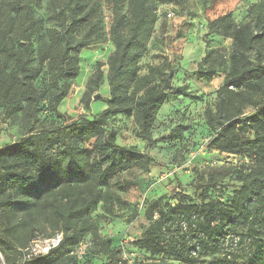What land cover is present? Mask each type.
Instances as JSON below:
<instances>
[{"label":"rangeland","instance_id":"rangeland-1","mask_svg":"<svg viewBox=\"0 0 264 264\" xmlns=\"http://www.w3.org/2000/svg\"><path fill=\"white\" fill-rule=\"evenodd\" d=\"M13 1L0 0V27L9 41L14 40L15 50L24 55L23 60L31 70L27 73L39 70L34 84L42 98L52 93L57 75V70L49 68V60L43 67L38 66L50 56L51 46L69 50V59L76 61L78 74L70 81L68 95L56 107L58 112L48 105L47 98L33 108L32 116L28 109L9 115L0 106V149L18 142L30 131L38 133L99 119L98 124L106 134L116 132L119 146L142 156L111 172L101 188L109 196L87 213L85 227L80 222L68 231L69 240L52 258L30 261L20 254L21 249L28 252L35 241H43L57 231H62L64 238L67 236L66 230L53 219L47 221L45 207L37 202L44 187L29 196L15 195L11 206H0V264L173 262L170 254L155 255L135 245L151 218L156 217L151 203L155 201L160 207L174 205L182 193L200 204L201 186L212 198L229 201L240 185L236 169L248 163L240 154L210 146L215 128L209 126L208 120L210 116L214 117V124L220 120L219 89L233 52L232 38L213 32L211 22L230 15L238 25L251 23L256 28L263 27L264 0H154L158 19L140 60L139 75L154 70L153 77L158 79L159 71L172 72V85L185 86L192 93L190 98L168 96L153 122L154 141L138 136L132 114L110 113L106 103L110 97L109 60L114 51L110 40L112 0H21L17 5L19 12ZM120 8L122 13L127 12L126 0ZM65 30L71 34L61 40V34L57 33ZM5 59L0 54V69ZM99 62L104 75L96 87L94 77ZM8 71L16 73L12 62ZM91 79L89 93L93 94L85 98ZM131 92L134 98L143 95L142 83L136 81ZM255 98L264 101V93ZM253 112L251 106L244 109L246 115ZM92 142L86 144L90 149ZM109 157L94 152L92 171L102 173ZM222 257L202 256L196 264H213Z\"/></svg>","mask_w":264,"mask_h":264},{"label":"trees","instance_id":"trees-1","mask_svg":"<svg viewBox=\"0 0 264 264\" xmlns=\"http://www.w3.org/2000/svg\"><path fill=\"white\" fill-rule=\"evenodd\" d=\"M122 1L112 0L110 40L114 51L109 60L110 97L106 103L110 113L132 114L138 136L154 141L153 122L168 96L190 98L192 93L185 86L172 85V72L161 70L158 79L153 77L154 70L139 75L140 60L154 32L158 11L154 0H126L127 12L122 13ZM12 3L19 12L17 5L21 0ZM211 24L217 35L232 38L233 52L230 68L219 89L220 120L218 124H214L213 116L208 120L209 126L215 128L210 146L240 154L248 163L236 169L240 185L229 201L212 198L201 186L200 204L182 193L174 205L160 207L155 201L151 203L156 217L151 218L143 237L135 241V245L155 255L170 254L178 263L160 260L150 264H196L198 258L215 254L223 257L213 264H264V101L255 98L264 93V26L238 25L230 15L221 16ZM0 29L3 33L0 54L6 57L0 69V106H4L9 115L28 109L32 116L33 108L47 98L48 105L56 112V107L69 93L70 81L78 74L76 61L69 59V50L51 46L50 56L38 65L41 68L49 60V68L57 70L52 93L42 98L34 84L39 70L27 73L31 70L23 60L24 55L15 50L14 40L9 41L5 30ZM68 31L57 34L65 40L71 34ZM10 62L16 73L8 71ZM101 64L98 63L94 77L96 87L104 75ZM213 77L211 75L210 79ZM136 81H140L144 89L139 98H134L131 92ZM91 82L92 79L85 98L91 97ZM85 106L88 108V100ZM247 106L253 107L254 112L244 114ZM73 123L38 133L30 131L18 142L0 149V206H11L15 195L29 196L44 187L37 202L45 207L47 221L53 219L67 232L59 246L30 261L52 258L69 240L68 231L80 222L85 227L87 213L109 196L101 188L111 172L142 156L119 146L116 132L111 130L106 134L98 124L99 119ZM91 140L92 149L86 145ZM94 152L110 156L102 173L92 171ZM20 254L26 257L27 252L21 249ZM239 257L243 261H239Z\"/></svg>","mask_w":264,"mask_h":264},{"label":"built area","instance_id":"built-area-1","mask_svg":"<svg viewBox=\"0 0 264 264\" xmlns=\"http://www.w3.org/2000/svg\"><path fill=\"white\" fill-rule=\"evenodd\" d=\"M63 238V232L58 231L54 235L43 241H35L30 250L27 252L26 258L31 259L32 257L50 253L54 248L60 245Z\"/></svg>","mask_w":264,"mask_h":264}]
</instances>
